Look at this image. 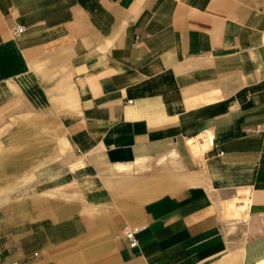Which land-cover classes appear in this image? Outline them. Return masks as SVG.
I'll return each instance as SVG.
<instances>
[{"label":"crops","instance_id":"0c3cea01","mask_svg":"<svg viewBox=\"0 0 264 264\" xmlns=\"http://www.w3.org/2000/svg\"><path fill=\"white\" fill-rule=\"evenodd\" d=\"M0 117V264L264 263V0H0Z\"/></svg>","mask_w":264,"mask_h":264},{"label":"rangeland","instance_id":"374dc122","mask_svg":"<svg viewBox=\"0 0 264 264\" xmlns=\"http://www.w3.org/2000/svg\"><path fill=\"white\" fill-rule=\"evenodd\" d=\"M3 139H5V133L2 132V129L0 128V203L5 200V192L3 191V189L5 188V181H3V179L5 178V164H2V162H5V142H2ZM244 204H247V202H244Z\"/></svg>","mask_w":264,"mask_h":264},{"label":"built area","instance_id":"2783aa9c","mask_svg":"<svg viewBox=\"0 0 264 264\" xmlns=\"http://www.w3.org/2000/svg\"><path fill=\"white\" fill-rule=\"evenodd\" d=\"M24 29L23 26H17L16 32H20ZM142 227L140 225H128L124 229V234L128 239L129 245L131 247H136L139 245V233Z\"/></svg>","mask_w":264,"mask_h":264},{"label":"bare ground","instance_id":"6f19581e","mask_svg":"<svg viewBox=\"0 0 264 264\" xmlns=\"http://www.w3.org/2000/svg\"><path fill=\"white\" fill-rule=\"evenodd\" d=\"M264 264V263H263Z\"/></svg>","mask_w":264,"mask_h":264}]
</instances>
